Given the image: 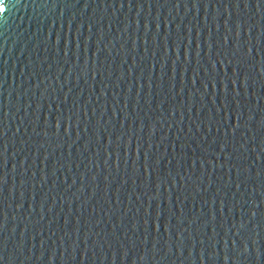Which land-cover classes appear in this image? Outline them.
<instances>
[{
  "label": "water",
  "instance_id": "obj_1",
  "mask_svg": "<svg viewBox=\"0 0 264 264\" xmlns=\"http://www.w3.org/2000/svg\"><path fill=\"white\" fill-rule=\"evenodd\" d=\"M205 2L193 7L192 0H180V6L174 7L175 0H160V6L153 0L148 7L144 0L143 8L129 9L126 4L121 9L112 6L113 0H5L7 11H0V78L5 80L0 99L10 109L7 183L0 195V209L7 212V224L0 231V241L6 243L5 264H223L226 252L235 254L234 240L243 246L234 227L226 231L241 217L247 223L241 235L259 231L264 252V175L256 174L264 171V141L258 127L264 115L260 57L253 46L251 67L239 65V77L229 69L227 93L219 82L213 87L214 73L205 72L210 69L208 33L216 41L229 20L235 40L239 19L241 47L246 49L249 25H253L254 44L256 21L264 22V13L257 12L254 0L251 8L241 3L239 9L217 6V0L204 7ZM145 20L152 22L147 31ZM177 23L186 39L173 75L171 59L161 68L160 55L164 33L175 34ZM153 36L159 45L156 57L152 56ZM97 47L101 75L95 74ZM186 50L191 52L190 63L182 71ZM215 51L214 47L213 56ZM175 54L170 47V58ZM150 65H154L151 77ZM58 110L74 113L70 128L65 120L56 130ZM49 112L52 123L45 125ZM225 114L227 122L218 123ZM237 119L240 127L233 134ZM117 135L121 136L119 153ZM129 137L133 150L126 156L123 145ZM213 137L218 139L214 142ZM225 139L232 153L227 162L223 153L216 155L220 140ZM137 143L151 144L163 175L171 171L178 182L165 183L161 189L165 219L159 231L154 223L144 224L155 188L144 186L142 167L135 171L145 150L141 148L137 161ZM181 151L187 155L177 156ZM194 156L205 161L203 166L200 159L192 166ZM151 179L154 185L155 174ZM169 190L176 213L171 216ZM253 209L256 217L251 216ZM151 213L154 221L155 200ZM181 215L183 223L178 221ZM168 220L170 234L163 227ZM257 223L259 228L254 230ZM249 249L239 264H258L251 240Z\"/></svg>",
  "mask_w": 264,
  "mask_h": 264
},
{
  "label": "snow or ice",
  "instance_id": "obj_2",
  "mask_svg": "<svg viewBox=\"0 0 264 264\" xmlns=\"http://www.w3.org/2000/svg\"><path fill=\"white\" fill-rule=\"evenodd\" d=\"M18 3H20V0H17ZM171 0H165V3H170ZM241 3H243V7L244 8H251L253 6V0H228L227 3H224V0H217V6H219L220 4H223V6L225 8H237L239 9L241 7ZM127 4V7L129 9L136 7V8H143L145 6L144 0H118V5H117V0H113V7H119L121 9L125 8ZM153 4V0H148L147 6L148 7H152ZM156 4L157 6H160V0H156ZM172 6L177 7L180 6V0H175V3L172 4ZM185 7L188 6V4L184 5ZM192 6L193 7H198L200 6V0H192ZM204 7L207 6H211L210 4V0H206V2L203 5ZM254 6L257 10V12H262L264 13V0H254ZM0 11H7L6 7H5V0H0ZM151 21L150 20H145L144 21V29L145 31H147L150 26H151ZM242 21L237 19L236 20V39L233 40L231 33H232V28L230 26L229 20H225L224 21V28H225V32L224 34L219 37V39H217L216 41L212 40V33L209 32L208 33V39H207V48H208V61L210 63V69H206L205 72L208 73L209 75L211 74H215V76H212V82H213V87L216 86V83L219 82L224 89V92L227 93L228 91V78H229V69L231 70V75L233 77H239L240 75V69H239V65L245 64L247 63L249 67L252 66V62L255 61V56H253V46H255V50H256V55H258L260 57L259 63H260V72L262 74H264V22L261 21H256V24L259 26V30L257 32V35L255 37L254 40V44H253V37H252V27L253 25H249L248 28V47L246 49H242L241 47V43L242 41L240 40L241 37V28H242ZM137 26H139L140 21L137 20L136 21ZM129 27V25L127 23H125V30H127ZM156 29L159 31L161 25L159 22L156 23L155 25ZM217 28H219V25H217ZM190 31V30H189ZM200 30H197V40H196V57H197V61L196 63L199 64L200 63V56H201V52L202 49L200 47ZM186 39L184 33L181 31V25L179 23H177L176 25V33L173 34L171 31H167L164 33V45H163V53L162 55H160V61H161V68L164 67L165 64L168 63L169 59H171V63H172V71H173V75H175L176 72V67L180 62V57H181V52H180V48H181V44L182 42ZM171 41V45L170 42ZM147 42V41H146ZM153 43L156 45V47L153 49L152 51V56L156 57L157 55H159L158 53V43L156 41V36H153ZM188 43H191V40H188ZM123 47V45H121ZM132 47L135 49L136 47V43L135 41H133ZM170 47H174L176 49V54L174 58H170L169 53H170ZM215 47L216 51H215V56L212 55L213 53V48ZM101 51V49L99 47H97L96 49V53H97V61H96V67H95V74L96 75H101V70H102V65L99 64V52ZM148 52V49H145V53ZM184 58H185V62H184V67L182 69V71H186L187 70V64L190 63V56H191V52L186 50L184 53ZM217 65H220V68L217 67ZM154 67V65H150L149 66V70H148V75L149 77H151V68ZM221 70L223 72V74L221 75ZM140 73L141 75H143L144 73V69L141 68L140 69ZM111 73H107V75H110ZM35 75V73H34ZM123 75V74H122ZM163 75V73H162ZM43 79L47 80L48 76L44 75ZM249 79V76L247 73L244 74V82L245 84H247ZM193 84L196 83L195 77H193ZM149 83H151V79L149 80ZM233 84L236 83V80L234 79L232 81ZM4 84H5V80L0 78V90H2L4 88ZM205 88H207V84L204 85ZM181 91H183V89H181ZM104 89L101 88V93L103 94ZM11 95V93L9 94ZM19 95V94H18ZM0 96H2V92H0ZM203 99V97H202ZM30 106V105H29ZM37 107H41V105H37ZM228 105L227 103H225L223 105L224 109H227ZM57 108L59 109V106H57ZM5 103L3 99H0V195L3 194L4 192V185L7 183V173L4 170L5 166L7 164L8 161V156H7V152H8V144H7V140H6V133H7V118L8 115L10 113V109H7V111H5ZM217 111H221V109H217ZM52 113L49 112L47 114V116H45L43 123L45 125H50L52 123V119H51ZM74 113L69 111L67 115H65V113L63 112V110H58L55 114V128L56 130H59L61 123L65 120H67L69 122V128L71 127V121L73 119ZM252 117L250 116L249 119H251ZM229 119L228 115L225 114L221 121H218V123L220 122H224L226 123L227 120ZM77 120H79V117H77ZM240 127L239 124V120L237 119V124L235 126L232 127V132L233 134H235V132L237 131V129ZM259 129L261 130L262 136L261 139L262 141H264V115L261 116L260 121H259V125H258ZM17 131H19V128H17ZM67 131V129H66ZM154 131V129H153ZM47 129H45V135H47ZM97 139L99 140V136H97ZM218 138L213 137V141L215 142ZM121 136L117 135L116 136V151L117 153H119V150L121 148ZM109 143H112L111 137H109ZM124 147V153L127 156L128 154H130L133 150L132 148V142H131V137H129L128 141L126 143H124L123 145ZM145 147L139 143H137L135 145V153H136V158L137 161L140 160V155H141V148ZM183 147V146H182ZM219 152L216 153L217 156L220 155V153H223L226 160L225 162H227V159L231 157L232 153L227 151L228 149V141L225 140H220L219 142ZM243 147V145H242ZM151 148L152 145L148 144L145 147V150L143 152V163L142 165H138L135 167V171L139 172L140 171V167L143 168L144 172H145V178H144V186L146 188H155V191L152 193V195L149 197L148 200V208L145 209V211L148 213V215L145 217L144 219V224L146 226H149L150 224L155 225V228L157 231H159L160 227H161V221L164 218V211L161 208V189L162 187L165 185V183H170V184H177L178 182L172 178V174L171 171L168 172L167 177H165L163 175V173L161 172V168H160V158L156 157L155 159L152 156L151 153ZM205 152L208 151L207 148L204 149ZM108 155H111V152L108 153ZM177 156L183 157L185 155H187L185 152L181 151L179 153H176ZM119 158V156H118ZM258 158H260L259 154H258ZM196 159H200L201 160V166H203V164L205 163V161L200 158V157H193L192 159V166H195L196 163ZM208 163H213L212 160L207 161ZM169 163H171V161H169ZM179 163V161H178ZM134 165H136V162L134 161ZM15 168V166H13ZM221 167H223V164L221 165ZM233 167H235V165H233ZM153 174H155L156 176V180L155 183L153 185L152 179L151 177L153 176ZM179 174V173H178ZM257 176H262L264 175V171H257ZM191 177L189 176V179ZM181 180H184V177L181 176ZM23 182V181H22ZM187 184V181L185 180V185ZM197 187H199L197 185ZM237 187H239V184L237 185ZM219 191V189H218ZM147 194V193H146ZM168 213L169 215H176L175 213V209L173 207L172 204V193L169 190L168 193ZM178 198V197H177ZM155 200V220L152 221L150 219L152 213H151V208H152V201ZM255 205V201L253 202ZM0 204H2V201H0ZM221 204H224V201L221 200ZM23 205H19V207H22ZM180 212L183 213V208L180 209ZM251 216L252 217H256L257 216V212L253 209L251 211ZM215 217L213 216V219ZM178 221L179 223H183L184 221V217L181 215L180 217H178ZM194 222V221H192ZM250 223V221L248 222ZM7 224V212L0 209V231H2L5 227V225ZM163 227L165 229L166 232H171V228H172V224L171 221L168 220L167 224L165 225V223L163 224ZM236 229V235L240 237L241 242H242V247H240L239 245H237V242L234 240L233 241V248H234V253L235 254H229V253H225L224 257H223V264H229V262L231 261L232 264H239L241 257L243 254L249 253L250 249H249V240H251L252 244L255 245L256 247V254H257V258H258V264H264V260H261V257H264V252L261 251V245L259 243V231H255L254 234L252 232H246L245 235H241V232L247 229V223L244 221L243 217H241L240 221L235 222L232 224L231 227H229L226 231L227 232H231L232 228ZM259 228V223L253 225V229H258ZM178 235L179 236H183V229L178 231ZM6 247V243L4 241H0V264H5V256H4V249ZM170 251V249H169ZM213 255H215V252H213ZM141 259H145V257H141Z\"/></svg>",
  "mask_w": 264,
  "mask_h": 264
}]
</instances>
